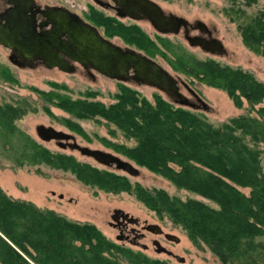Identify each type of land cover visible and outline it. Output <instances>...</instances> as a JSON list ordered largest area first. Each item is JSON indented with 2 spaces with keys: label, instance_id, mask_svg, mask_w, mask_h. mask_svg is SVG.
I'll return each mask as SVG.
<instances>
[{
  "label": "trees",
  "instance_id": "obj_1",
  "mask_svg": "<svg viewBox=\"0 0 264 264\" xmlns=\"http://www.w3.org/2000/svg\"><path fill=\"white\" fill-rule=\"evenodd\" d=\"M256 1L228 0L223 12L236 23L242 43L264 56V10L245 9ZM125 37L145 53L154 46L139 29ZM173 64L224 90L236 107L245 99L244 113L213 124L193 108L160 96L152 103L130 88H121L111 104L62 97L55 105L78 118L100 117L113 124L133 141L129 146L109 143L126 160L201 198L147 189L125 174L49 150L19 129L15 120L25 109L17 104H0V150L13 151L6 156L11 167L45 164L98 189L135 195L223 264H264V240L258 239L264 236V83L247 70L212 59L179 55ZM77 125L68 128L79 131ZM35 172L41 173L37 167ZM121 258L129 264H167L110 241L92 223L70 220L0 188V264H121Z\"/></svg>",
  "mask_w": 264,
  "mask_h": 264
},
{
  "label": "rangeland",
  "instance_id": "obj_2",
  "mask_svg": "<svg viewBox=\"0 0 264 264\" xmlns=\"http://www.w3.org/2000/svg\"><path fill=\"white\" fill-rule=\"evenodd\" d=\"M156 1L165 12L182 16L189 22L203 21L212 34L220 39L224 52L222 54L204 52L199 47L190 46L183 38L182 30L177 34H159L147 21H137L135 23L140 27L139 30L154 44V46H149L148 55L170 74L178 76L196 91L207 103L208 108L195 110L203 114L211 123L218 124L231 116L244 113L247 106L245 99H242L241 107H236L224 90L187 76L181 70L176 69L173 64L179 55L190 59H212L221 64L247 70L257 80L264 83V56L248 49L242 43L236 23L230 21L223 12V8L229 5L228 0ZM245 9L252 13L264 10V0H257ZM196 32L191 31V34ZM127 42L130 43L129 40ZM135 45L137 46L136 43ZM126 85L123 86L122 82L105 78H98L97 81L92 82L88 77L63 74L55 69H15L7 60V50L0 46V104H17L25 109V113L15 120L19 129L25 134L53 152L71 154L77 160L98 168L125 174L131 182H137L147 189L161 188L170 195H177L181 198L188 196L201 198L183 188L176 187L164 176L145 167L133 163L139 172L136 176H130L111 166L98 164L76 150L59 149L53 140L42 141L36 136L35 125L52 126L74 135L76 142L80 145L109 151L125 159L109 143L129 146L133 143L131 139H127L113 124L100 117L78 118L72 115L56 106L55 100L62 97L72 100L87 97L104 104H111L116 101L115 95L121 91V88H130L138 94V97H143L149 102L153 103L155 98L160 96L171 103L165 93L153 86L133 82H127ZM179 89L184 96L194 100L180 84ZM74 123L78 124L79 131L68 128L69 124ZM110 130L115 131L112 134ZM11 152L13 151L9 149L0 150V188L11 197L29 200L38 207L51 209L70 220L92 223L110 241L133 251H140L149 258L164 260L167 264H223L205 244L194 243L179 226L171 222L167 215L160 216L138 200L135 195L127 191L108 192L98 189L79 181L70 171L50 168L45 164L22 168L11 167L6 158ZM36 167L41 173L35 172ZM242 191L247 193L248 189L243 188ZM113 209H121L138 218L139 224L136 228L144 234L140 242L147 246L146 249L133 245L127 240L116 239L118 230L109 224ZM144 220L147 223H157L162 231L177 235L179 241L174 242L166 239L162 234L142 230L140 225ZM153 239L158 240L162 246L173 254L183 257L184 260L178 261L166 253H157L152 244ZM258 239L264 240V236ZM121 264L129 263L125 258H121Z\"/></svg>",
  "mask_w": 264,
  "mask_h": 264
},
{
  "label": "flooded vegetation",
  "instance_id": "obj_3",
  "mask_svg": "<svg viewBox=\"0 0 264 264\" xmlns=\"http://www.w3.org/2000/svg\"><path fill=\"white\" fill-rule=\"evenodd\" d=\"M152 1L158 4L156 0ZM160 8L162 9L161 6ZM162 12L164 14L171 13L165 12L163 9ZM59 17H64V21H62L63 26L59 25L58 27L60 21L57 19ZM142 20L147 21L159 34H174L169 31H158L151 24L137 0H0V46L7 50V60L15 69H55L63 74L88 77L92 82L97 81L98 78H105L122 82L123 86H127V82L144 84L134 78L131 67L125 73L118 72L116 61H112V67L108 69L111 75H107L103 71L104 66L108 65L106 60L100 63L84 57L81 58L82 61L79 60L78 40L68 36V32H73L74 29L78 30V26H81L94 34V39L98 42L97 50L105 51L107 48L102 45L108 44L119 51L131 50L154 60L153 57L138 48L134 42L128 43V39L125 37V34L138 30L140 27L135 22ZM164 28L168 30L169 27L166 25ZM180 30H182L183 38L184 35H192L202 37L207 42L212 39L220 41L205 23L203 26L199 24L198 20L194 22L187 20L185 25H180L178 32ZM59 31H61L59 37H54V34ZM191 31L197 32L191 34ZM4 41L10 45L3 44ZM87 41L90 42V40ZM196 47L204 52L217 54L214 44L206 43L203 48ZM175 78L180 80L178 76ZM179 84L180 82L178 89ZM192 98L193 101L186 97V103L198 104L196 98L194 96ZM53 141L57 145L58 141ZM61 142L64 143L65 148L57 145L59 149L70 150L67 146L69 141ZM121 215L122 213L118 212L115 219L109 221V224L118 230L116 239L128 242L140 241L144 234L140 232L139 228H136L139 220L136 224H132L126 219H122ZM147 224L144 220L140 228L146 230ZM164 233L166 232L162 231L158 234L165 237ZM139 234H141L140 237L134 239V236ZM155 240L153 239L152 242Z\"/></svg>",
  "mask_w": 264,
  "mask_h": 264
},
{
  "label": "water",
  "instance_id": "obj_4",
  "mask_svg": "<svg viewBox=\"0 0 264 264\" xmlns=\"http://www.w3.org/2000/svg\"><path fill=\"white\" fill-rule=\"evenodd\" d=\"M139 5L143 8V12L147 14L151 24L160 32H171L176 34L180 25H185L187 20L182 16H178L173 13L164 14L160 6L153 2L152 0H137ZM59 25L63 26L64 17H59L57 19ZM199 24L204 26V23L198 20ZM168 26V30H165L164 26ZM61 31L54 34V37H59ZM68 36L72 38H77L78 47H79V60L82 57L89 58L91 60H95L97 62H104L105 60L108 62V65L104 66V73L107 75H111L110 69L112 67V61H116L117 71L118 72H127L131 67L134 73V78L144 84L150 85L158 89L159 91L165 93L172 102L177 105L189 107V108H202L206 110L208 108L207 103L183 80H178L175 78L168 70L162 67L159 63L154 60L146 57L143 54L135 53L131 50L119 51L118 49H114L110 47L108 44L102 45L107 49L103 51L97 50L96 47L98 42L94 39V34L90 32L87 28L79 27L78 30H73V32H68ZM186 42L190 46H200L205 47L206 43L214 44V48L217 54H222L224 51V47L222 43L217 39H212L207 42L204 38L199 36L192 35H184ZM87 40H90L87 41ZM5 45H10L8 42H2ZM82 61V60H81ZM111 63V65H109ZM182 84L186 91L196 98L198 104H187L186 96H184L178 89V83ZM35 134L42 141H50L57 140V145L59 147L65 148L64 143L61 141H69L67 146L70 150H76L79 154L89 157L98 164L104 166H111L115 170L122 171L130 176H136L139 172L138 168L134 166L130 161L121 158L120 156L113 154L109 151H104L97 148H91L85 145H80L74 140V136L68 132H64L62 130L55 129L52 126H46L43 124L35 125ZM61 196V195H59ZM122 213V219H126L127 222L136 224L138 222V218L129 215L127 212H124L121 209H114L111 214V220H114L116 217V213ZM147 231L158 234L162 232L161 227L157 223H148L146 228ZM141 234L135 235L134 239L140 237ZM164 236L168 240H172L174 242L179 241V237L173 233L166 232ZM133 245H137L142 249H146L147 246L141 243L138 240H133L130 242ZM155 251L157 253H166L167 255H172L178 261H183L184 258L178 256L176 254H172V252L166 249L164 246L160 244L158 241H153Z\"/></svg>",
  "mask_w": 264,
  "mask_h": 264
}]
</instances>
